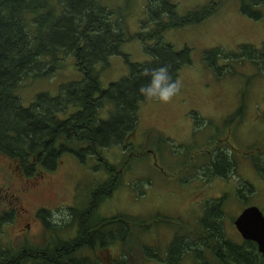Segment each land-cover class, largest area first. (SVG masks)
<instances>
[{
    "label": "trees",
    "instance_id": "16d2710c",
    "mask_svg": "<svg viewBox=\"0 0 264 264\" xmlns=\"http://www.w3.org/2000/svg\"><path fill=\"white\" fill-rule=\"evenodd\" d=\"M148 1L146 9L152 27L129 33L124 28L126 18L115 17L101 0H0V172L10 174L7 170L14 166L25 180H37L56 170L64 153H72L81 162L85 157H97L109 172L108 179L88 194L84 208L68 209L77 224L74 238L61 241L57 233L50 232L56 226L50 222L51 210L41 207L36 210L37 218L49 231L51 245L26 242L22 248L10 249L0 243V264H133L131 245L147 260L157 259L164 264H181L190 257L203 264H264L255 243L244 240L236 243L227 238L222 221L224 198L207 201L195 227L189 222L173 224L166 218L165 223L174 225L175 232L163 251L139 242L137 232L147 231L156 223L150 222L149 227L146 221L136 217L97 216L99 204L112 197L121 185L122 172L121 169L113 175L115 167L106 161L101 150L116 146L132 149L129 141L137 130L139 105L145 101L137 94L138 86L146 82L141 76L143 69L166 64L177 80L180 70L191 64V49L184 47L177 51L162 41L163 34L205 21L218 11L224 0H209L207 5L183 16L178 15L177 6L169 0ZM261 7L264 0H240L241 13L252 20L261 18ZM130 41L141 42L150 61L126 62L128 75L103 89L97 67L107 68L111 58L122 56V45ZM209 55L222 53L216 49ZM69 56L82 74V82L61 85L55 97L41 93L24 106L16 95L22 81L52 76L65 68ZM222 59L249 61L264 77V41L259 46L242 44L240 51L212 59L208 67L221 74L229 68L219 65ZM107 103L113 109L102 120L99 113ZM71 109L75 112H70ZM244 114L242 101L227 125L236 118L240 123ZM164 142L171 141L160 138L153 144L159 148ZM250 149L246 151L250 163L256 174L264 178V145ZM142 150H131L129 161L124 162L127 168L132 157L148 154V150ZM237 153L240 150L232 146L227 151H213L193 173H200L208 181L238 176ZM245 189L248 193L253 191L250 186ZM239 196L246 200L242 187ZM8 215L11 216L0 215V233ZM64 224L61 229L65 228ZM116 242L124 250L117 258L109 250ZM208 257L210 261L206 263Z\"/></svg>",
    "mask_w": 264,
    "mask_h": 264
},
{
    "label": "rangeland",
    "instance_id": "374dc122",
    "mask_svg": "<svg viewBox=\"0 0 264 264\" xmlns=\"http://www.w3.org/2000/svg\"><path fill=\"white\" fill-rule=\"evenodd\" d=\"M169 1L177 6L180 16L209 3V0ZM148 2L101 0L102 5L111 10L115 17L126 18L124 28L129 33L152 27L146 9ZM260 12L261 18L252 20L241 13L240 0H224L218 11L205 21L170 29L163 34L162 41L171 44L177 51L184 47L191 49V64L180 70L177 81L181 83V88L170 103H140L137 130L129 141L132 149L123 150L121 146H116L101 150L106 161L115 167L113 175L121 169L122 172L121 185L112 197L99 204L98 217L121 214L139 218L150 226L158 215L170 218L174 224L180 218L194 226L203 214L204 201L223 195L225 234L236 243L242 241L233 225V218L249 206H257L264 213V178L256 174L250 163V155L246 154L253 146L264 145V77L249 61L222 59L219 65H228L229 68L221 71V74L210 69L208 62L240 51L245 43L259 46L264 41V7L260 8ZM143 46L139 41L125 43L121 47L123 57L111 58L105 69L97 67L103 89L128 75L126 62L141 64L149 61ZM216 49L222 53L221 56H208ZM64 67L52 76L22 81L16 91L22 104L28 106L41 93L55 97L61 85L82 82L83 76L76 69L72 56L65 59ZM242 101L245 106L243 121L239 123L240 119L236 118L228 126L226 122L234 116ZM104 106L99 113L102 120L107 119L113 109L111 103ZM70 112L75 111L71 109ZM196 119L201 121L197 123ZM160 138L170 139L171 142L160 143L158 148L153 142ZM230 146L240 150L236 154L238 176L208 181L203 180L200 173H193L196 166L206 161L207 154L227 151ZM133 149H146L148 154L132 157L127 168V162H124L129 161ZM60 160L56 170L44 174L43 178L37 177V180H25L14 166L7 170L11 175L0 172V215L11 214L2 223V246L19 249L26 242L31 245L50 244V233L42 220L37 218L36 210L46 207L51 210L48 214L51 216L53 210L61 208L82 209L88 202V194L108 179L109 172L97 157H85L81 162L72 153H64ZM245 186H250L253 191L248 193ZM241 187L246 200L239 198ZM201 200L200 206L192 207V201ZM62 224L53 226L50 232L57 233L61 241L74 238L76 222L71 218L61 229ZM164 225L160 223L147 231H138L140 244L159 247L163 251L173 235V228ZM109 250L116 258L124 251L119 242L109 246ZM130 254L133 264H164L157 259L147 260L135 245L130 246ZM208 261L210 257L205 260L206 263ZM202 263L190 257L181 264Z\"/></svg>",
    "mask_w": 264,
    "mask_h": 264
},
{
    "label": "clouds",
    "instance_id": "9594fccd",
    "mask_svg": "<svg viewBox=\"0 0 264 264\" xmlns=\"http://www.w3.org/2000/svg\"><path fill=\"white\" fill-rule=\"evenodd\" d=\"M141 76L146 82L141 83L137 88V94L147 102H154L161 105L170 103L179 93L181 83L175 80L168 65L164 64L155 68H144ZM71 220V213L67 208L53 210L50 222L60 226Z\"/></svg>",
    "mask_w": 264,
    "mask_h": 264
},
{
    "label": "water",
    "instance_id": "95a60500",
    "mask_svg": "<svg viewBox=\"0 0 264 264\" xmlns=\"http://www.w3.org/2000/svg\"><path fill=\"white\" fill-rule=\"evenodd\" d=\"M233 225L243 240L257 245V250L264 259V215L259 208H245L234 220Z\"/></svg>",
    "mask_w": 264,
    "mask_h": 264
},
{
    "label": "flooded vegetation",
    "instance_id": "af4514ba",
    "mask_svg": "<svg viewBox=\"0 0 264 264\" xmlns=\"http://www.w3.org/2000/svg\"><path fill=\"white\" fill-rule=\"evenodd\" d=\"M169 141H171L170 139H168ZM155 157V155L153 154V158ZM31 187H36V186H34V185H32ZM212 199H215V198H207L205 201H204V203H203V207H204V205H205V203L207 202V201H209V200H212ZM203 202V200H201V201H192V203H191V205H192V207H194V206H196V205H199L200 206V204ZM178 222V221H177ZM28 227V226H27ZM28 229V228H27ZM22 232L24 233V231L22 230ZM203 264V263H202Z\"/></svg>",
    "mask_w": 264,
    "mask_h": 264
}]
</instances>
